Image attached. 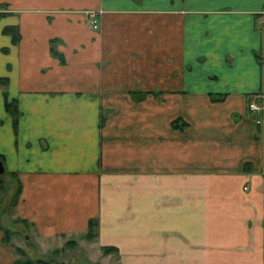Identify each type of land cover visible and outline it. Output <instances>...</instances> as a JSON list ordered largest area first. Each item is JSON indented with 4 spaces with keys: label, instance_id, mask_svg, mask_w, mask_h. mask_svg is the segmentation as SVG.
<instances>
[{
    "label": "crops",
    "instance_id": "0c3cea01",
    "mask_svg": "<svg viewBox=\"0 0 264 264\" xmlns=\"http://www.w3.org/2000/svg\"><path fill=\"white\" fill-rule=\"evenodd\" d=\"M0 11V156L41 244L95 219L119 264H264V0Z\"/></svg>",
    "mask_w": 264,
    "mask_h": 264
},
{
    "label": "rangeland",
    "instance_id": "374dc122",
    "mask_svg": "<svg viewBox=\"0 0 264 264\" xmlns=\"http://www.w3.org/2000/svg\"><path fill=\"white\" fill-rule=\"evenodd\" d=\"M94 12V22L87 15L86 20L96 30L100 25V15ZM0 13L5 15L6 12ZM0 178V264H24L26 261L38 264V260L47 264H119L116 252L100 248L94 237L85 234L64 240L55 237L41 244L34 227L15 212L16 174H7L4 169Z\"/></svg>",
    "mask_w": 264,
    "mask_h": 264
},
{
    "label": "trees",
    "instance_id": "16d2710c",
    "mask_svg": "<svg viewBox=\"0 0 264 264\" xmlns=\"http://www.w3.org/2000/svg\"><path fill=\"white\" fill-rule=\"evenodd\" d=\"M3 16L2 13H0V17ZM3 32L6 33V34H10L12 36V41L14 43L17 42L18 40V29L16 26H6L4 29H3ZM51 42H54V40H52ZM50 53L56 57L60 62H64V57L63 55L58 52L54 46L51 44V47H50ZM3 80H1L2 82ZM223 95L221 96H218L217 97V100H220L222 98ZM5 109L6 111H8L9 113H11L13 115L14 118L17 117L18 115V110H17V106H16V103L15 101H7L5 100ZM16 120V119H15ZM102 123V122H101ZM173 125H176L178 123V120H175L172 122ZM0 159L2 160L1 156H0ZM246 169V164H245V167ZM10 174H13V173H10ZM17 180V183H18V188L14 194V198H15V202L14 204H16L17 200H18V197H19V194H20V189H21V185H20V182L18 180V178L16 179ZM1 182H2V179L0 178V186H1ZM96 225H97V222L95 219H89L88 220V227H87V230L86 232L84 233L86 236L88 237H95V229H96ZM105 250H108V251H114L115 249L113 247H104ZM38 264H47L45 261L43 260H38L37 262ZM24 264H32V262L30 261H26Z\"/></svg>",
    "mask_w": 264,
    "mask_h": 264
},
{
    "label": "built area",
    "instance_id": "2783aa9c",
    "mask_svg": "<svg viewBox=\"0 0 264 264\" xmlns=\"http://www.w3.org/2000/svg\"><path fill=\"white\" fill-rule=\"evenodd\" d=\"M86 13L88 16L87 18H89L91 22H94L93 18L95 17L96 13L94 11H90V12L87 11ZM93 27L96 28V25L93 24ZM247 107L250 111H255L259 108V105L255 101L251 100Z\"/></svg>",
    "mask_w": 264,
    "mask_h": 264
},
{
    "label": "water",
    "instance_id": "95a60500",
    "mask_svg": "<svg viewBox=\"0 0 264 264\" xmlns=\"http://www.w3.org/2000/svg\"><path fill=\"white\" fill-rule=\"evenodd\" d=\"M4 172V165L2 160L0 159V174H2Z\"/></svg>",
    "mask_w": 264,
    "mask_h": 264
}]
</instances>
